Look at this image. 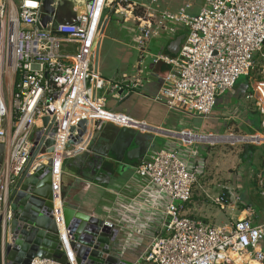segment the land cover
Segmentation results:
<instances>
[{
  "label": "built area",
  "instance_id": "2783aa9c",
  "mask_svg": "<svg viewBox=\"0 0 264 264\" xmlns=\"http://www.w3.org/2000/svg\"><path fill=\"white\" fill-rule=\"evenodd\" d=\"M43 1L0 0V143L5 145L0 169L1 229L12 218L8 209L11 187L35 153L30 174L52 161L62 249L69 264H78L64 223L61 192L66 161L87 148L83 143L68 145L76 133L71 128L86 120L94 129L102 122H112L150 131L146 121L108 110L107 102L114 98L123 101L144 86L142 66L151 42L163 35L175 37L179 26L186 29L179 52L152 56L156 66L163 63L169 68L160 73L163 82L154 100L172 110L208 117L218 98L234 89L239 76H250L255 57L264 50V0H205L197 14L188 11L190 5L178 11L162 9L159 0H69L76 22L57 23L55 11L49 14L52 20L47 27L42 24ZM53 1L57 9L63 0ZM108 14V26L115 16L121 24L132 23L137 34L135 69L115 79H106L94 70L97 41ZM8 71H12L10 83ZM262 74L261 80L253 79L256 106L264 115V68ZM46 117L49 120L44 125ZM171 134L185 147L219 137L192 130ZM48 141L53 143L48 145ZM203 167L201 161L190 162L174 146L153 150L142 158L136 174L146 179V188L165 197L168 220L166 234L154 237L134 264H264V226L254 224L252 208L245 209L244 218L220 225L183 214ZM227 199L221 195L216 202L224 208ZM127 217L125 213L124 220ZM31 264L62 263L36 257Z\"/></svg>",
  "mask_w": 264,
  "mask_h": 264
},
{
  "label": "crops",
  "instance_id": "0c3cea01",
  "mask_svg": "<svg viewBox=\"0 0 264 264\" xmlns=\"http://www.w3.org/2000/svg\"><path fill=\"white\" fill-rule=\"evenodd\" d=\"M159 4L162 9H167L170 11H178L182 7L190 5L188 11L193 14L196 13L194 4L187 2V0H184L182 6L177 9L172 8L176 7V5H179L177 0H159ZM119 24L122 27L123 36L116 41L120 52H122L120 57L117 55L121 67L111 78L103 76L102 74V76L106 79L120 78L125 74H130L135 69L136 62L138 60V52L133 47V43L137 35L136 28L132 23ZM185 34V27L179 26L178 35L175 37L163 35L159 38L153 39L149 47L150 54L144 57L142 66L143 76L145 79L144 86L129 97L131 109L130 113H135L141 118H136L137 120L146 121L151 126L150 131L139 130L141 134L150 141L148 145L149 148L146 149L145 153L140 157V159L131 166L125 160L122 162L114 161L113 164L107 162L101 171L112 175L113 178L111 177L109 179H105L108 180V183L102 182L103 179L96 181L93 178L82 175L80 173V168L78 169V166L76 167L75 165L76 161L74 158L68 159L65 163L66 169L64 167L63 182L64 175L66 174L68 176V181L66 183L64 182V186L67 189H69V187H73V189L76 190L77 184H79L81 186L84 185L83 187L86 189H89V187L92 186L105 189L106 192H109L112 195L113 198L111 199V205L104 206L107 212L104 215L98 214L95 211L94 213L99 217L111 220L119 227L125 228L124 241L126 244L125 249L121 254L126 255L128 259L133 261V264L141 255L146 252L154 237L159 234H166L165 225L168 217L165 214V197L159 195L155 190L146 188V179L141 178L136 174V167L139 165L142 158L146 156L147 153H149L150 149L160 150L166 147L174 146L182 150L183 154L188 155L190 162L196 160V164L199 161L203 163V170L197 176L196 193L194 191L191 200L185 204L183 211L184 215L190 216L197 221H202L204 223L220 225L223 223H228L231 220L244 218L247 214L245 209L250 207L254 211V224L264 226V216L263 218L257 217L255 209L246 202L243 194L241 193L243 185L241 182H238L240 173L244 170L250 174H255L254 177L252 176L251 181L258 183L259 187L263 190V193L261 192V194L264 195V115H262L257 106L255 105V111H253L258 112V114L262 117V121H250L248 107L246 105L244 106L242 101L239 103L233 102V96H238V92H234V88L232 91L220 96L216 104V107L221 106V108L224 109L225 114L221 115L227 121H219L221 116L215 112L216 107L214 108L212 114L208 117L189 113L187 111H184L185 113H183V110H177L183 114L193 117L199 116L205 119L203 125L197 131H194L191 128H183L182 130H192L198 134L214 136L224 135L232 137V135H234L236 137L240 136L244 138L261 137L258 145L254 144V141H252L253 144H248L245 146L244 150L239 153V160L243 164L240 167L242 170H240L239 176L236 177L235 181L233 180L232 182H227L225 186H223V191L220 192L218 189L219 187L216 185L221 183V179L219 178V181H217V177L212 176L208 165H206L208 161L207 155H210L212 150L214 151L215 149L217 150L220 148L221 145H217L219 142L208 141L201 144L196 143V151L194 152L192 149H190L192 147H185L184 145L180 146L182 145L180 138L171 134L172 132L178 133L182 131L179 130L176 125H174L175 123L170 124L168 121L170 114L169 110L171 109H169L163 103H159L154 100V97L160 90V73H165L167 70H169V68L163 63L156 66L153 63L152 56L159 53L175 55L177 52L173 43L178 36ZM184 39L182 40V43ZM133 50L137 52L136 57L133 55ZM244 94L245 91H242L240 96L242 97ZM246 96L249 97V95ZM182 123L185 122L183 121ZM152 127H156L158 130H152ZM235 129L238 130L237 133H235ZM236 134H238V136ZM184 136L189 138V136ZM158 138L165 139L163 146L156 145V140ZM226 143H229L230 145L232 144L231 142L227 141ZM248 149L252 153H249ZM193 154L194 156L196 155V158H191L194 157L192 156ZM125 166H129V168L123 169ZM254 168L256 169V173ZM118 171L119 173H123V179L120 178ZM227 178L229 180V177ZM261 179L263 182H261ZM221 195H224L228 198L227 204L224 208H222L216 202V199ZM213 203L219 205L222 210L230 211V219L225 222L223 221L220 223H215V220L211 219L213 214H209L208 212L209 209L211 210ZM261 205L264 208V201H262ZM112 211L114 212L112 213ZM125 213L128 215V217L124 220Z\"/></svg>",
  "mask_w": 264,
  "mask_h": 264
},
{
  "label": "water",
  "instance_id": "95a60500",
  "mask_svg": "<svg viewBox=\"0 0 264 264\" xmlns=\"http://www.w3.org/2000/svg\"><path fill=\"white\" fill-rule=\"evenodd\" d=\"M53 2V0L43 1L42 24L44 27H47L52 20L49 14H54L55 11L57 23L76 22L71 1H61L57 9L53 6ZM110 19L111 14H108L97 41L94 60L96 72L100 71L104 32L108 28ZM184 36H178L173 43L177 53ZM117 53L120 57L122 52L119 48ZM162 82V79H159L160 88ZM107 107H112L111 111L115 109L116 113L141 119L135 113H130L129 97L123 101H118L116 98L110 99ZM48 120V117L44 118V125H47ZM153 129L158 130L156 127H152ZM71 132L76 133L68 145L83 143L87 148L75 155V161L81 160L82 166L88 164L94 171H99V176L105 183H108L105 179L112 177L101 171L107 162L113 164L114 161L125 160L130 166L134 165L146 151L142 149V140L148 145L150 143L139 130L121 127L112 122H102L100 128L94 129L93 125L88 127L87 121L82 120L78 127L71 128ZM51 143L53 141L47 142L48 145ZM4 152L5 145L0 143V169L4 161ZM34 158L35 153L17 183L11 187L8 209L12 218L7 221L4 230L1 229L2 220H0V264H31L36 257L69 264L68 257L62 249L61 231L55 216L53 181L50 172L52 161H49L48 165L38 166L30 174ZM125 168L128 169L129 166L123 167ZM118 174L120 178H124L123 173L118 171ZM100 178L95 180L100 181ZM61 198L65 227L70 231V244L78 264H133L132 260L121 254L126 244L125 228L99 217L94 212H87L80 208V204L74 201V192H69L64 184Z\"/></svg>",
  "mask_w": 264,
  "mask_h": 264
},
{
  "label": "rangeland",
  "instance_id": "374dc122",
  "mask_svg": "<svg viewBox=\"0 0 264 264\" xmlns=\"http://www.w3.org/2000/svg\"><path fill=\"white\" fill-rule=\"evenodd\" d=\"M17 1V0H16ZM179 5H176V7H172L173 9L180 8L182 6L184 0H177ZM187 2H191L194 4V9L196 10V14L199 13L204 6L205 0H187ZM120 21L117 20L115 16H113L112 21L110 22L107 31H106V37L103 43V49L101 54V67L100 71L103 76L106 77H113L116 73V71L121 67L120 61L118 60V44L117 39L121 38L123 36L122 27L119 24ZM132 25V24H130ZM134 57L137 56V52L135 50L132 51ZM264 68V50L262 53L258 54L255 57V66L251 70L250 76L248 75H241L237 79L235 83V89L234 92H238V96H233V102L239 103L242 101V104L248 107L249 109V120L250 121H262V117L258 114V112L255 111V105H256V96L254 94V79L261 80L263 78L262 70ZM109 72V73H106ZM9 76V75H8ZM254 78V79H253ZM8 82H11V78H7ZM7 96L9 97V91L8 86H5ZM245 91V94L241 95V92ZM246 95H249L247 97ZM241 98V99H240ZM110 100V99H109ZM113 107V106H112ZM112 107H107L109 110L112 109ZM254 110V111H253ZM115 111V109H113ZM170 114L168 117V121L170 124L175 123L176 127L179 130H182L183 128H191L194 131H197L200 129V127L203 125V122L205 119L203 117L199 116H190L182 111L183 113L177 111V110H169ZM215 112L221 116L219 121H227L221 114H225L224 109L221 108V106H217L215 108ZM7 119L4 118L2 120V126L4 127L6 124ZM185 123H182V122ZM177 123V124H176ZM235 129V133L238 132V130ZM238 136V134H236ZM165 142V139L158 138L156 140V145L163 146ZM197 143L201 144L204 142L196 141ZM196 142L191 146L194 151H196ZM217 145H221L220 148H218L216 151L212 150L210 155H207V164L210 173H212V176L217 177L216 180L219 181V178L221 179V183L216 185L219 188V191H223V186L227 182L235 181L236 177L239 176L240 170H242L240 167L242 162L239 160V153L242 152L248 144H253L252 141H227L231 142L232 146L229 143H226V141H218ZM250 142V143H248ZM206 143V142H205ZM229 146H228V145ZM254 144L258 145L259 142H254ZM159 148V147H158ZM153 152V149L149 150V153L151 154ZM147 153L146 155H149ZM196 154V153H195ZM194 156V154L192 155ZM196 158V155L193 157ZM66 169V167H65ZM254 171L256 173V169L254 168ZM255 174H250L247 171H243L240 173L238 182H241L243 185L242 194L245 198L246 202L253 206L255 209V212L257 214V217L263 218L264 216V208L261 205L262 201H264V195L261 194L263 191L257 182H252L251 178L254 177ZM229 177V180L228 178ZM68 181V176L64 175V182L66 183ZM81 183V182H80ZM217 184V183H216ZM229 184V183H228ZM84 185L77 184L76 190L73 189V187H69V192H74V201L80 204V208L84 209L88 212H97L98 214L104 215L107 211L105 210L104 206L111 205V199L113 198L112 195L109 192H106L105 189L96 188V187H89V189H86L83 187ZM196 193V183L193 187V192ZM263 193V192H262ZM211 210L209 209V214H213L211 219L215 220V223L225 222L230 219V211H225L220 208L217 204H212Z\"/></svg>",
  "mask_w": 264,
  "mask_h": 264
},
{
  "label": "bare ground",
  "instance_id": "6f19581e",
  "mask_svg": "<svg viewBox=\"0 0 264 264\" xmlns=\"http://www.w3.org/2000/svg\"><path fill=\"white\" fill-rule=\"evenodd\" d=\"M8 77H10L11 78V76H12V71H8ZM118 122V121H117ZM184 138H186L184 135H182ZM190 137V136H189ZM261 137H253V138H251V137H249V138H242L241 139V137H230V136H223V137H218V138H207V139H205V140H209V141H211V142H215V141H243V140H246V141H254V142H260V139ZM196 140H200V138L199 137H196L195 138ZM202 140H204V139H202ZM57 207H58V209H60V207H61V202H60V198L58 197V199H57Z\"/></svg>",
  "mask_w": 264,
  "mask_h": 264
},
{
  "label": "flooded vegetation",
  "instance_id": "af4514ba",
  "mask_svg": "<svg viewBox=\"0 0 264 264\" xmlns=\"http://www.w3.org/2000/svg\"><path fill=\"white\" fill-rule=\"evenodd\" d=\"M145 138V137H144ZM146 139V138H145ZM142 149L145 150V149H148L149 146H148V143L145 142L144 140H142ZM146 147V148H144ZM75 165L76 167L78 166V169L80 168L81 170V174L86 176V177H89V178H93V179H97V178H100L101 176H99V171H94V169L90 168V166H88V164H86V166H82L81 164V160H79V162H75ZM102 179V178H100Z\"/></svg>",
  "mask_w": 264,
  "mask_h": 264
},
{
  "label": "trees",
  "instance_id": "16d2710c",
  "mask_svg": "<svg viewBox=\"0 0 264 264\" xmlns=\"http://www.w3.org/2000/svg\"><path fill=\"white\" fill-rule=\"evenodd\" d=\"M249 149H250V148H249ZM249 149H248L249 153H252V152H250V150H249ZM248 151H247V152H248Z\"/></svg>",
  "mask_w": 264,
  "mask_h": 264
}]
</instances>
